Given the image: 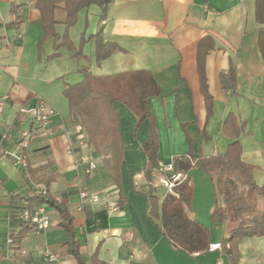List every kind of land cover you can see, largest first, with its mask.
<instances>
[{
    "label": "crops",
    "instance_id": "crops-1",
    "mask_svg": "<svg viewBox=\"0 0 264 264\" xmlns=\"http://www.w3.org/2000/svg\"><path fill=\"white\" fill-rule=\"evenodd\" d=\"M257 1L110 0L101 21L102 40L117 48L96 62L94 41L80 46L81 35H94L100 24L96 5L80 10L67 30L71 48H55L53 38L47 37L39 50L43 33L35 0H0V95L7 97L0 111V134L34 127L18 109L39 97L58 112L26 147L32 179L0 152V264H78L72 255L61 254L65 231L57 211L46 204L50 219L46 230L27 232L18 247L7 242L20 229L19 215L27 208L24 198L38 192L34 184L44 187L45 180L49 196L65 204L73 216L87 264H264V235L239 239L233 260L222 245L195 254L169 242L146 215L149 184L157 191L162 186L159 174L150 183L143 175L149 119L135 129L136 115L118 100L112 105L123 146L119 183L124 198L120 209L109 211L105 202L117 199V187L103 156L91 145L90 153L98 161L93 170L85 171L79 158L89 150L78 146L71 133L76 119L63 95L66 84L82 81L85 73L146 71L158 88L147 97L146 106L157 132L159 164L172 163L178 156L195 161L223 153L236 139L241 160L254 166L253 180L264 189V19L256 18ZM54 29L60 42L66 27L60 22ZM52 54L56 56L48 58ZM198 54L203 57L201 71ZM230 68L232 87H223L221 74L228 75ZM188 176L193 188L188 214L211 229L209 244H221L238 220L212 223L215 206L223 202L210 176L200 166ZM199 188L208 198L204 209L196 202ZM81 190L99 194L100 201L85 202L77 210ZM251 210L262 215L264 195L256 196ZM46 251L54 255L53 262L47 261Z\"/></svg>",
    "mask_w": 264,
    "mask_h": 264
},
{
    "label": "trees",
    "instance_id": "trees-1",
    "mask_svg": "<svg viewBox=\"0 0 264 264\" xmlns=\"http://www.w3.org/2000/svg\"><path fill=\"white\" fill-rule=\"evenodd\" d=\"M110 0H35L34 7L40 13L42 39L52 37L55 48L61 45L72 47L67 30L76 23L80 10L96 5L100 9V24L92 36L86 37L83 33L80 46L86 41H94V55L96 62L107 58L117 48L114 44L103 43L102 20L105 19ZM256 18L264 19V0L256 3ZM64 24L66 31L61 41L55 32V24ZM56 54L48 56L55 57ZM203 57L198 54V64L201 71ZM228 75L221 74L223 87H232L234 74L231 68ZM201 88L206 91L203 75L200 74ZM232 81V82H229ZM229 82V83H228ZM158 92L157 85L150 73L139 70L119 74L94 76L85 73L82 81L76 84H66L63 95L67 101L70 116L79 121L85 128L88 143L94 150L103 156V164L117 187V206L122 207L123 195L120 188V165L123 158V146L118 129V119L112 103L116 100L124 103L137 117L135 129L143 119H149L148 135L143 143L145 155L143 175L150 183L156 174L172 178L177 172L186 176L173 182L171 191H165L163 196H157L156 188L149 184L146 192V215L154 222L163 235L175 246L188 253L205 250L209 245L211 229L205 227L189 216L192 206L193 188L189 179V171L194 166L202 167L212 180L214 192L223 202L216 205L212 214V223L223 222L226 219L238 220L237 226L231 228L223 238L221 245L234 257L235 246L239 239L248 236L264 235V211L260 218L244 220V215L251 210L256 196L264 195V189L258 187L253 180L254 166L244 163L240 158L239 142L233 140L223 153L199 157L195 161L187 156H178L173 159V169L164 172L158 162V139L154 126V119L146 106L147 97ZM26 173L32 179V169L27 165ZM45 192L32 193L24 198L27 209L32 210L39 205H48L54 208L59 215V225L65 231V239L61 243V254L72 255L78 264H87L79 249L75 236L73 216L62 202L52 199L48 194L49 180L44 182ZM238 186L243 187L241 190ZM32 230V224L22 222L19 231L12 233V245L19 246L22 238Z\"/></svg>",
    "mask_w": 264,
    "mask_h": 264
},
{
    "label": "built area",
    "instance_id": "built-area-1",
    "mask_svg": "<svg viewBox=\"0 0 264 264\" xmlns=\"http://www.w3.org/2000/svg\"><path fill=\"white\" fill-rule=\"evenodd\" d=\"M7 101L6 96L0 95V111L3 109ZM18 113L28 116L34 123V127L29 130H20L12 134L9 129L4 130L0 134V152L3 155L11 159L12 163L22 169H25L28 165L26 147L33 139L35 134L40 130L44 129L45 126L49 123L50 119L57 115V110H55L51 105L48 104L44 99L39 97L36 102L31 106H21L18 109ZM37 122V125H35ZM71 133L73 134L75 141L78 146H83L89 151L81 155L79 158L80 162L85 165V171L90 172L96 167L97 158L91 155L90 145L88 143V137L84 126L79 121H74L71 127ZM160 165V164H159ZM164 172H169L173 169V164L169 163L167 165H160ZM185 174L182 172L175 173L172 178H166L160 175V183L165 188L166 191H171L173 182L185 178ZM34 187L38 189L39 192H45L43 186L34 184ZM79 204L76 209L80 210L82 205L85 202H99L100 195L97 193H90L87 190H81L79 193ZM117 199L110 200L105 202L106 208L110 211L118 209ZM19 218L22 222H30L32 224V230L35 233H40L41 231L46 230L50 225V219L45 209V205H39L32 210L27 208L23 209L19 215ZM7 242L12 244V239L8 238ZM221 244L210 243L207 247L208 251H214L220 249ZM44 256L47 261L53 262L55 260L54 255L50 252H44Z\"/></svg>",
    "mask_w": 264,
    "mask_h": 264
},
{
    "label": "rangeland",
    "instance_id": "rangeland-1",
    "mask_svg": "<svg viewBox=\"0 0 264 264\" xmlns=\"http://www.w3.org/2000/svg\"><path fill=\"white\" fill-rule=\"evenodd\" d=\"M35 125H37V122H35ZM243 187H241V186H238V189L239 190H241ZM166 190H165V188L163 187V186H161L160 188H159V190L157 191V196L159 197V198H161L162 196H163V193L165 192ZM206 193H205V191L203 190V189H201V188H199V190L197 191V200H196V202H197V205L201 208V209H204V207L208 204V198L206 197V195H205ZM224 205V204H223ZM252 218H254V219H258V218H260V216L258 215V214H255L252 210L251 211H247L246 212V214L244 215V220H245V222H247L248 220H250V219H252Z\"/></svg>",
    "mask_w": 264,
    "mask_h": 264
}]
</instances>
